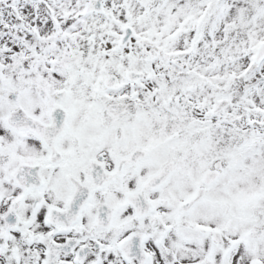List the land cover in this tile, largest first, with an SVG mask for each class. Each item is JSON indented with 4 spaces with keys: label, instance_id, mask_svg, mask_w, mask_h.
Returning <instances> with one entry per match:
<instances>
[{
    "label": "snow or ice",
    "instance_id": "snow-or-ice-1",
    "mask_svg": "<svg viewBox=\"0 0 264 264\" xmlns=\"http://www.w3.org/2000/svg\"><path fill=\"white\" fill-rule=\"evenodd\" d=\"M0 264H264V0H0Z\"/></svg>",
    "mask_w": 264,
    "mask_h": 264
}]
</instances>
